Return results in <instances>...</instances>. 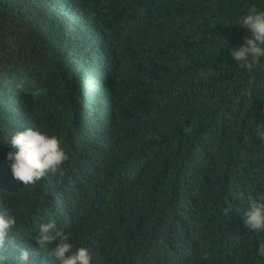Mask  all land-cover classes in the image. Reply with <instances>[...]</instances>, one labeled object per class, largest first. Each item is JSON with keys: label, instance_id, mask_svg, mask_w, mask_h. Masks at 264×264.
Here are the masks:
<instances>
[{"label": "trees", "instance_id": "obj_1", "mask_svg": "<svg viewBox=\"0 0 264 264\" xmlns=\"http://www.w3.org/2000/svg\"><path fill=\"white\" fill-rule=\"evenodd\" d=\"M62 1L84 18L73 38L36 5L0 0V145L12 75L28 78L23 113L67 152L69 128L87 121L77 103L93 63L110 59L103 113L117 116L114 149L93 176L63 181L74 249L89 247L92 264H264V232L245 225L238 197L252 187L264 198V58L248 70L229 54L249 35L238 18L264 0ZM222 60L231 62L224 72ZM5 160L3 148L0 167ZM48 200L43 222L53 218ZM19 201L0 200L17 222ZM96 223L103 231L92 246Z\"/></svg>", "mask_w": 264, "mask_h": 264}, {"label": "clouds", "instance_id": "obj_2", "mask_svg": "<svg viewBox=\"0 0 264 264\" xmlns=\"http://www.w3.org/2000/svg\"><path fill=\"white\" fill-rule=\"evenodd\" d=\"M18 2L23 9L36 5L39 11H46L47 15L62 22L65 26L59 31L68 38L74 37L70 31L84 21L83 17L68 12L76 8L74 4L62 0ZM236 24L247 29L249 35L239 48L231 50L229 54L239 68L251 70L264 58V10L253 6L247 15L238 18ZM86 37L92 42L91 47L98 45L92 36ZM223 41L228 49V42ZM104 52L108 56L107 50ZM109 62L110 59L106 57L99 61L96 58L93 63L94 68L84 85L85 94L77 103L88 111L87 121L73 124L69 128L67 152L56 135L40 130L35 120L23 113L26 107L24 90L28 78L23 73L12 75L15 88L11 96L14 99L12 106L9 105L11 109L4 110L10 124L4 131L8 139L0 145V157L3 148L8 151V161L5 160V166L0 167V200L20 197L19 204L23 209L19 210L22 220L17 222L6 202L0 203V264H92L89 247L74 249L70 232L75 213L73 206L66 214L63 212L65 200L67 202L63 196L64 191H67L63 181L67 176H93V170L101 164V159L114 149V136H109L116 130L114 125L117 116L107 118L103 113ZM230 64L222 60L220 71L224 72ZM81 101H84V105H81ZM192 165L194 163L185 164L183 183L188 181ZM129 188L132 193L130 185ZM252 192V187H246L238 197L247 205L245 225L249 230L261 233L264 232V198L257 199ZM46 193L49 196L47 205L53 203V218L43 222L47 212L46 208L43 212L40 201ZM102 231L103 226L97 223L89 231L92 246H96ZM258 251L264 252V244L260 245Z\"/></svg>", "mask_w": 264, "mask_h": 264}]
</instances>
